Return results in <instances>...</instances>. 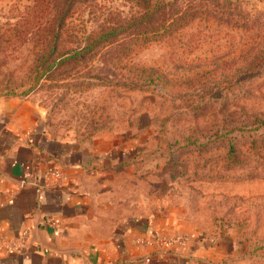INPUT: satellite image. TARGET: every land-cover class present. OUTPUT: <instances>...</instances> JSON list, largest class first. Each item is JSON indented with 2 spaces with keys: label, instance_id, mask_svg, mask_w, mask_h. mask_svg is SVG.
Segmentation results:
<instances>
[{
  "label": "rangeland",
  "instance_id": "obj_1",
  "mask_svg": "<svg viewBox=\"0 0 264 264\" xmlns=\"http://www.w3.org/2000/svg\"><path fill=\"white\" fill-rule=\"evenodd\" d=\"M233 1L264 10V0ZM10 5L0 0V21ZM80 24L79 16L68 21L51 57L62 62L47 77L26 48L8 62L0 56V122L83 153L77 176L93 200L81 236L107 246L125 220L146 218L172 243L171 256L204 248L203 264H264V123L256 120L264 118V77L238 79L241 33L202 20L137 48V67L160 78L131 89L126 68L112 77L105 48L67 59Z\"/></svg>",
  "mask_w": 264,
  "mask_h": 264
},
{
  "label": "crops",
  "instance_id": "obj_2",
  "mask_svg": "<svg viewBox=\"0 0 264 264\" xmlns=\"http://www.w3.org/2000/svg\"><path fill=\"white\" fill-rule=\"evenodd\" d=\"M1 124L0 264H203L204 248L171 256L172 243L146 218L125 220L107 246L82 237L93 200L77 176L83 153Z\"/></svg>",
  "mask_w": 264,
  "mask_h": 264
},
{
  "label": "trees",
  "instance_id": "obj_3",
  "mask_svg": "<svg viewBox=\"0 0 264 264\" xmlns=\"http://www.w3.org/2000/svg\"><path fill=\"white\" fill-rule=\"evenodd\" d=\"M125 1L127 11L112 8L105 0H11L6 19L0 21L1 63L26 48L33 56L31 67L39 77H47L62 62L51 57L61 52L68 21L79 16L81 24L71 34L74 40L67 59L76 60L105 48V63L114 79L117 70L126 68L124 84L131 89L149 88L160 74L151 67H137L133 59L137 48L170 38L196 21L213 20L241 33L234 55L239 59L238 79L243 83L264 77V10L252 13L233 0ZM88 22L97 25L88 26ZM256 120L264 123V118Z\"/></svg>",
  "mask_w": 264,
  "mask_h": 264
},
{
  "label": "built area",
  "instance_id": "obj_4",
  "mask_svg": "<svg viewBox=\"0 0 264 264\" xmlns=\"http://www.w3.org/2000/svg\"><path fill=\"white\" fill-rule=\"evenodd\" d=\"M57 173V172H56ZM59 175V173H57ZM12 247V246H11Z\"/></svg>",
  "mask_w": 264,
  "mask_h": 264
}]
</instances>
